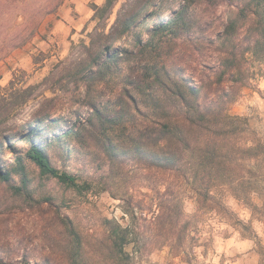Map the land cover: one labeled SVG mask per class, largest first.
<instances>
[{"label":"rangeland","instance_id":"rangeland-1","mask_svg":"<svg viewBox=\"0 0 264 264\" xmlns=\"http://www.w3.org/2000/svg\"><path fill=\"white\" fill-rule=\"evenodd\" d=\"M105 1L0 0V111L9 114L0 132V167L12 171L10 182L0 179V261L69 264L75 227L83 240L80 264H119L109 251L111 220L132 230L126 264H264V63L250 58L245 64L253 77L231 107L240 120L219 141L224 147L220 159L201 157L195 167L184 166L180 176L154 173L145 157L126 147L114 160L105 152L98 115L96 127H79L80 136L68 133L97 113L94 105L103 113L115 114L118 108L114 101L121 79L88 86L85 79L68 75L93 53L85 45L96 29L115 26L129 0H117L104 20L96 14ZM237 2L225 0L219 14ZM172 14L140 16L138 24L146 19L140 24L144 37ZM136 40L130 34L113 51L137 48ZM193 61L203 63L200 57ZM24 88H30V99L8 109L4 99L18 98ZM32 141L46 148L57 168L78 176L82 188L43 174L27 158L26 174L17 173L16 158ZM167 180L180 211L173 230L154 220L156 183L164 191Z\"/></svg>","mask_w":264,"mask_h":264},{"label":"trees","instance_id":"trees-1","mask_svg":"<svg viewBox=\"0 0 264 264\" xmlns=\"http://www.w3.org/2000/svg\"><path fill=\"white\" fill-rule=\"evenodd\" d=\"M116 1L106 0L97 7L96 16L106 20ZM224 1L129 0L125 14L115 26L108 31L96 29L90 44L85 45L89 53L93 51L89 58L68 71L76 80L85 79L88 86L121 79L114 101L118 108L115 107V114L103 113L92 105L97 113L68 133L80 136L79 127H96L94 116L98 115L106 154L115 160L125 152L122 147L134 149L140 154L139 159L145 157L148 168L156 174L180 176L184 166L195 167L201 157H223L224 147L219 141L240 120L231 114V107L253 77V73H247L245 64L250 58L264 63V0H234L238 1L236 5L219 14ZM170 10L172 16L148 28L145 38L140 24L146 19L138 24L140 16L155 11L161 15ZM130 34L137 37V48L113 51V45ZM193 57L202 58L203 63L194 65ZM205 58L212 61L206 62ZM13 87L12 83L10 88ZM19 90L18 98L4 99L9 103L8 109L14 110L30 99V88ZM8 118L9 114L0 111V132L7 126ZM129 126L133 129L126 135ZM111 130L115 133H110ZM37 131L38 127L31 132ZM202 150L205 155L198 154ZM25 158L34 162L43 174L82 188L78 176L53 164L42 144L32 141L26 153L16 158L13 169L22 175L26 174ZM0 179L10 182L12 171L5 172L0 167ZM160 185L158 182L155 187L158 212L154 220L160 226L169 224L173 230L180 222L178 201L172 196L170 182L164 191ZM108 222L109 251L119 264H126L129 260L126 245L132 242V230L119 222ZM70 232L75 254L69 264H80L78 255L83 240L75 227ZM0 264L8 263L0 261Z\"/></svg>","mask_w":264,"mask_h":264}]
</instances>
